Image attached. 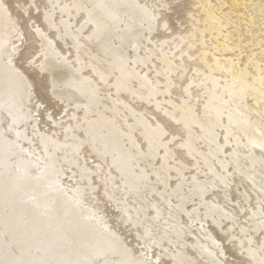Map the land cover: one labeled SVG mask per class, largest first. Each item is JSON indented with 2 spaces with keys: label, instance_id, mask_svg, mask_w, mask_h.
<instances>
[{
  "label": "rangeland",
  "instance_id": "1",
  "mask_svg": "<svg viewBox=\"0 0 264 264\" xmlns=\"http://www.w3.org/2000/svg\"><path fill=\"white\" fill-rule=\"evenodd\" d=\"M71 1L0 0V71L3 72L7 80H9L10 82H15L14 86L11 87L13 91L11 90L10 93L6 94L7 97L6 95L0 96V137L2 136L1 138L3 139V143L5 144L4 151L0 154V189L6 190L4 192L6 193L5 199L7 201L9 199L11 202L13 200V204L15 202V204L13 205L14 210L12 211L13 208L9 210L10 214H12V217H14L16 213L17 215L24 213L28 215L29 219L28 217L26 219V222L28 223L23 221V224H26L24 226H26L27 230L29 229L31 233L38 234L39 232H41V228H46L45 225L43 226L44 221H48L50 219L52 223V225L49 224L48 228L50 229H47L48 231L46 232V236L48 235L47 239L50 240V244H47L49 250L46 251V254L42 255L39 252L41 250L40 248L43 247L42 245L37 244L36 248H27V253H30L32 261L33 258L39 259L41 257L42 259L40 258V260L43 264H84L85 262L86 264H257L259 262V257L257 255L260 256V254L264 252V244L260 243L263 240H260L261 236L259 232H257L256 234L257 230L254 231V227L255 224H257L258 222L260 223L264 220V205L262 204L264 203V194L261 193V196H257L258 193H260L258 189L256 190L259 184L253 185L256 187H250V185L248 186L247 177H245L244 175H238L235 172V169L232 170L234 167L230 164V161L227 162V160H229L228 156L230 153V148L225 147L220 154H215V156L212 154V157L210 156L211 158L207 155V153L209 154V148L214 149L216 145L219 146L218 144H216L217 141V143L222 145L221 138H217V141H214L215 143L212 141V146L210 144L211 147H209L208 149L206 148L209 146L208 144L202 145L203 143L201 140V144H198L199 140L195 139V142L194 138L191 137V139H193L192 142L190 141V144L194 148L192 150V147H189V150H186L189 145V141H187L189 140L188 135L186 136L187 142L183 141V145L185 143H188V145L185 144L183 147V145L177 144L179 142L182 143V139L178 134H174L175 125L173 121L168 120L169 117L167 116V113L169 111L168 115L172 116V113L177 115L178 112L176 113L174 109L177 108V105L183 104V102L186 105V102L190 97L188 98L187 96H183V99L179 98L182 99L181 101L184 100L179 104L180 100L176 98L177 94L175 93L176 91L174 89V86H172L173 80L171 81V79H173V65L169 66L168 64L169 67L167 65V67L165 66L169 59L170 62L172 61V63H175L174 66H179L182 63L179 61V59H176L179 52H175L171 57H165L167 51H169L167 46H162V49L159 46L161 45V41L162 43H170L176 38V36L187 33L191 31L193 27H196L197 37L201 38L202 40L204 52H209L207 53L208 55L206 58L210 63V66L208 65V68H212L216 71L214 77L217 78L219 75L223 74L222 72H219V69L221 67L217 63L224 60L227 63L230 61L229 63L231 64V66L233 65L232 67L234 68V70H238V72H241V74L253 70L252 68L255 69L258 67L260 69H264V15L262 14L264 11H260L261 7L264 6V0H238L241 5V7L239 6L238 8H234L233 6L231 7V5L229 4L225 5L223 0H204L203 3L205 5L211 3L209 5L213 9V15H215L214 17H219L220 25L215 21V23L212 21L214 19L213 17V19L211 18V16H207V18L209 17L208 19L206 18L207 14H204L203 9H201L200 7L201 4H199V2L201 3L203 0H118L125 5L126 10H124V12L122 10L118 17L117 24L113 27V32L115 30L116 31L111 34L112 36H110V38L104 39V35L109 32L110 27L105 26L101 28L97 41L92 40V38L90 37L91 22H86L87 18H85V20L84 15L86 17L89 14L90 16L94 15L93 17L94 19H96V13H92V11H94V8L92 7L93 9L90 10L91 5L95 7L96 5L98 6L102 3L110 4V1L112 0H98V4H96V0H92L93 2L90 0H86L89 1L86 2V4L84 0H81L82 2L77 0V2L81 4L80 8L83 7L82 3H84V7L89 11L84 10L85 8L83 7L84 9H71V11L66 10V12L64 9V4H68ZM43 2H48V6L50 8L47 7L46 10L43 6ZM153 2L154 6L156 5L155 8L157 10H155L159 13V17L156 19L155 23L153 22L154 27H151V25L149 24H152L153 18L151 19V17L153 16H150L149 12V14L146 13L149 17H145L146 15H143L142 7L146 6L147 4L151 6L153 5ZM203 3L201 5L202 8L204 5ZM136 5H139L141 7H137ZM88 6H90V8ZM126 6H130L133 13ZM109 9L111 10V8ZM78 11L80 12V14L74 15L75 12L78 13ZM70 12H73V14H71ZM86 12L88 15H86ZM110 13V16H112L113 11L111 10ZM131 13L133 14V16ZM151 15L153 14L151 13ZM75 16H77V18H75ZM139 17L141 18L139 19ZM136 18L138 19L136 20ZM239 18L243 22L240 21ZM209 19L211 21H209ZM80 20L82 24H80ZM143 20H145V22ZM230 21L233 22V24ZM209 22H212L211 24H217L219 30H216L217 26L215 25L216 32H212L209 28V26L211 25ZM81 25L84 27H80ZM132 25L133 27H131ZM155 25L157 26V29H155ZM124 26H126L127 28ZM122 27H124V29ZM144 27L150 30H152L153 28V31L147 29L148 31H150V34H148V31L144 30ZM226 33L228 34L226 35ZM101 34H103V36ZM229 34H232L231 38H228L230 37ZM139 36H142V38H139ZM102 39L106 41L103 42ZM145 39L146 41H149H143ZM90 40L93 42H91ZM234 41H236L237 43L235 44ZM98 43L100 44L98 45ZM148 44H150L151 46H149ZM156 44L158 45L156 46ZM257 44L259 47L257 46ZM144 45H146L147 47ZM197 45L199 44L196 43V46ZM152 46L154 47L151 51ZM231 46H234V49ZM157 47L160 50L159 53V50L154 49ZM230 48L233 50H231ZM165 50H167L166 54H164L165 52H163ZM150 51L152 52V54H150ZM50 52L52 53L49 54ZM154 52H157L158 54H155ZM96 53L98 56H96ZM121 53H123L122 59H124V61L119 59V55H122ZM46 55L51 56L52 64L63 66L66 69V81L69 78L72 79L68 80L67 82L73 81L78 82V84L81 83L84 85L87 92L85 94L78 95V84H68L67 82H61L58 81L56 77L51 76V74L48 73L50 72L48 71L50 70L49 64L44 63ZM128 55L130 58L128 57ZM159 55L163 58H161ZM155 56L157 57V59ZM87 57L89 59L93 58L92 60H90L91 62L87 59ZM101 57L103 59L105 58V60H103ZM127 57L131 60L130 62ZM133 57L138 60H133ZM159 57L161 59H159ZM96 58L98 59V63L96 62ZM153 58H155V60ZM165 58L168 59L167 62H164L166 61ZM172 58L175 61H173ZM246 58L248 59V61ZM85 60H88V62H86ZM143 60L147 62L145 63ZM104 61H108V63H110V66ZM134 61L136 63H139V61H141V64H134ZM252 61H254L253 64H251ZM257 61L260 64H258ZM119 62L123 64H120ZM86 63H88L89 65ZM90 63H95L93 64L95 67L92 64L91 66ZM199 63L202 64L201 61H199ZM130 64H132V66ZM191 64L192 62L189 63L188 67H190ZM86 65L88 66V68H86ZM244 65L247 67H244ZM118 66H120L121 68ZM213 66L215 67V69ZM103 67L106 72L104 71ZM80 68L81 71H79ZM126 68L128 71L126 70ZM168 68L171 70L167 71ZM174 68L176 69L177 67L175 66ZM77 69L79 70L77 71ZM129 69L133 73L129 72ZM161 69H163V72ZM118 70L122 71L120 72ZM135 70L136 72H134ZM107 72L109 75L107 74ZM112 72H116L118 73V75H120V77H122L120 82H115L114 84L113 79H110V81L108 80L109 78H112L110 76L113 74ZM168 72L170 73L168 74ZM189 72L191 71L189 70ZM164 74L166 75L165 78L169 76V80L168 78L165 79L163 77ZM95 75H98L97 79ZM102 75L104 77H102ZM13 76L15 78V81L12 80ZM155 76L156 79L160 82H157ZM76 77H78L79 79ZM81 78L82 80H80ZM228 78L230 77L228 76ZM96 80H100L101 84H98L99 81L97 82ZM105 80L107 81L105 82ZM165 80L170 81L171 85L170 82H168L169 86L168 84H165V87ZM125 83L127 84V86ZM106 84H109L107 86V89L105 86ZM129 84L130 86H128ZM160 84H163L164 86L162 87V85ZM15 85H17V87ZM96 85H98V87ZM101 85H104V87H102ZM117 86L119 87L117 88ZM158 86L161 88H159ZM120 87L123 90L120 89ZM128 87H130V90L128 89ZM164 87L169 88H167V93L171 92L169 93V95L166 93ZM148 88H150V91ZM197 88L194 87L195 90ZM153 89H155L157 93ZM131 90L132 92H129ZM136 90H138V93L141 96L137 93ZM133 91H135L137 95L135 99L139 101H136L134 99L135 92ZM151 91L154 93L150 95ZM108 93L110 95H108ZM9 95L15 99L13 100L14 102L11 103V100L13 98L11 99ZM89 95H94L95 97H97V100L99 99L98 101L100 105L97 104L96 106H89ZM101 95L105 98L101 99ZM143 95H146V97H144ZM128 96L129 98L131 97L130 99L132 102V106L130 104ZM74 98H76V100H74ZM185 98H187V101ZM109 99L111 100V102L109 101ZM105 100H107L108 102ZM164 100H166V103L168 102V105L169 103L173 104V100L175 102V104H173L175 108L172 105L168 106L166 103V105L163 106L165 102ZM190 100L192 99H189V103L187 102L188 105L192 102ZM225 100H227L228 102V99ZM127 101L129 102L128 105ZM160 101L162 103H160ZM138 103L141 105H139ZM221 104L222 108L226 106L224 109H228V106L226 103H224V101ZM130 106L132 108H130ZM158 107L159 109L161 108V110L157 109ZM178 107L179 108L177 109L179 111L181 105ZM142 108L144 109L142 110ZM162 108L165 110V112L162 110ZM166 108L168 109V111H166ZM162 111L166 113V115ZM222 111L224 113L223 109ZM170 112L172 113L170 114ZM105 113H107V115ZM100 115L101 118H104L102 119L105 123L107 122V120L105 119L109 120L108 123L104 124L102 128H97L95 120H97ZM136 116L139 117L136 118ZM166 116L168 117V119ZM171 118L173 120V117ZM141 120L142 122H140ZM161 121L163 122V124ZM219 122L221 123L222 121L219 120ZM141 123L143 125H145L146 123V125L144 126L145 128L142 127L143 125ZM119 125L122 128H120ZM147 126L150 127L148 128ZM152 126L155 127L152 128ZM215 126L211 127V130L213 128L216 132H222L224 130L223 127V129H220L221 131L219 130V127L221 128L222 124L220 126H217L216 124ZM107 129L111 130L108 131ZM119 129L120 133H118ZM128 129H130V131L133 133H131ZM193 129L196 128L193 126ZM89 130L91 131L89 132ZM152 130L153 132H150ZM161 130L164 134H166L165 137L161 136ZM127 132L130 134H128ZM152 133L156 136L153 137V135H151ZM156 133H159V136ZM108 134L114 135L116 137V139L114 138L116 140L115 143L116 145L120 143L119 146L122 144L120 146L121 149H123V145H126V143L128 144L124 146V148L126 147V149H123L124 155L120 156L116 151L115 153H113L114 151L110 150V144H108L106 141L103 142L104 138H106ZM127 134L132 135L127 136ZM120 136L124 137L121 138ZM178 136L181 140L177 138L176 140L174 139V137ZM169 137L172 138L173 142ZM120 138L121 141L125 138L126 139L123 140L124 142H119ZM144 138L147 140H145ZM241 138L244 140L243 137ZM241 138H239V143L243 141ZM141 140H143L145 144L147 143L146 147L144 142ZM156 140H162L161 144L160 142H158L157 144ZM164 140L167 141V143H165ZM169 140H171L170 142L172 143H168ZM139 143H143V145L140 146ZM193 143L195 144V146ZM103 144H105L106 147H109H107L108 150H106V147L104 148ZM99 145H102L103 147L101 146V148H99ZM128 148L131 149V151ZM183 148H185V150ZM139 149L142 151H146L147 149L146 153L149 152L147 153L149 155L142 158L144 155L146 156V154H144L145 151H141L140 153ZM97 150L99 151L97 152ZM104 151H110L111 153L109 152V155L108 152ZM205 151L207 153H205ZM184 152H187V154H185ZM205 156H208L209 160L212 159L208 161L210 162L209 165L203 164V159L206 158ZM112 158H114L116 161L114 162V159ZM140 158L141 160H139ZM220 159L225 160L220 162ZM137 160L140 162L138 163ZM217 162L223 163L222 166H226L227 169L224 174L228 175L225 176L223 174V170H225L224 167H219V169H223L220 171L221 174L218 173V175H216L221 180L216 176V178L213 177L211 179L208 172L210 166L212 167L213 165H217ZM224 162L227 163V165H224ZM157 168H160L159 170H161L162 168V171L157 173ZM124 169L128 170L123 173ZM165 172L166 175L164 174ZM233 172L236 174H234ZM154 173H156V175ZM159 173L160 175L158 176L157 174ZM153 174L156 177L153 176ZM144 177H146V179H144ZM157 177L160 178L159 182ZM139 178L142 179L140 180L142 183L139 181ZM245 178L247 179V181ZM123 180H125L127 183ZM257 180L258 179L256 178L255 183H259L260 180ZM223 182H225L226 185L230 188H226L227 190L224 189L226 185H224L225 183ZM143 184H146L145 187ZM161 186L163 187V189ZM7 189L10 191H8ZM133 190L135 191L133 192ZM242 190L243 192H241ZM249 190H251L252 193L249 192ZM244 191L246 193H244ZM225 192L227 193V195L225 194ZM253 193L257 194L254 195ZM247 195L248 197H250V201L249 198L245 197ZM161 197L164 198V200ZM178 198L180 199V201ZM213 199H215L214 202ZM257 199L259 201H257ZM215 202L217 203V205H215ZM62 203L65 204V207L63 209L64 212L62 215L65 217L71 216L72 219L76 220L77 222L79 221V223H81L83 227L87 228L92 233L93 243L96 238L97 240L99 238V242L104 241L106 243V247H104V249L100 248L101 250H96L97 252H87L85 250L89 243L86 244V242L83 243L84 245L79 244L78 247L71 246V238L74 239L76 237V234H72L68 237L63 236L61 233V229L64 223H62L61 214L57 211V208L63 205ZM68 206H70L71 208ZM24 207L27 209H25ZM216 207L217 210H222L220 211L221 213L219 212V210H216L217 212L215 211ZM16 208L18 210L20 208L21 209L19 210V212H16ZM209 208H211L212 210H209ZM255 209H257V212L253 211ZM60 210L61 209H59V211ZM208 211H210L211 213ZM44 213L45 216H43ZM46 214H49L50 216ZM211 214H217V216L218 214H220V220H217L219 219V217H215L213 215L211 217ZM258 217H261L260 220ZM51 218H53V220ZM249 219L251 221L253 220L250 224ZM4 220L5 217L2 216L0 218V242L6 244L7 248L5 249L6 251L0 254V259H5L8 257L21 259L16 249H14V247H11L9 244V239L14 238L16 234H14V232H10L11 230H9V224L3 223L2 221ZM257 220L259 221L257 222ZM246 224H249L250 226H247ZM230 225L233 227H231ZM246 226L249 229L253 228V231L250 230L249 232V230H246ZM240 228H243L244 231L242 229L240 230ZM237 230L242 232V234L237 232ZM247 231L249 232V235H247ZM1 232L3 233L1 234ZM251 232L253 236H251ZM7 234L9 237H7ZM249 237L250 239H246ZM56 239L58 242H56V245H54ZM243 241L244 244L241 243ZM247 242L253 243L248 244ZM63 243L65 246L63 245ZM242 244L243 247L241 246ZM253 244H256L259 247H254ZM245 245L246 247H248L249 251L248 249L246 250ZM240 246L244 249H242ZM252 246L255 249H253ZM49 247L51 248V250ZM76 247L78 249H76ZM33 249L36 251H34ZM43 249L45 248L43 247L42 250ZM60 249L61 251H59ZM66 249L69 250L68 253L71 254L70 257L69 254L67 255ZM240 249H242L243 252ZM251 249H253L254 251ZM256 249L258 251H262L258 252ZM14 250L18 254L17 256L15 255L16 253ZM62 250H64V252L66 251V253L62 252ZM244 250L248 252H250L251 250L253 252L246 253ZM70 251L72 252L70 253ZM58 252L59 255H57ZM254 252L257 253H255L254 255ZM20 254L22 257V255L25 253L21 252ZM251 255L252 259L249 258ZM212 256H215L214 259L219 263L216 262L212 258ZM255 256L256 258L258 257L257 260ZM75 257H78L79 259ZM194 259L195 261H193Z\"/></svg>",
  "mask_w": 264,
  "mask_h": 264
},
{
  "label": "bare ground",
  "instance_id": "2",
  "mask_svg": "<svg viewBox=\"0 0 264 264\" xmlns=\"http://www.w3.org/2000/svg\"><path fill=\"white\" fill-rule=\"evenodd\" d=\"M71 1V0H70ZM79 1H81V0H79ZM85 1V4H86V2H89V1H86V0H84ZM90 1H92V0H90ZM97 1V3L96 4H98L99 2H98V0H96ZM106 1V0H105ZM122 1V0H121ZM128 1V0H127ZM148 1V0H147ZM153 1V0H152ZM206 1H208V0H206ZM224 1V3H225V5L227 4H229V5H231V7L233 6L234 8H238L239 6L241 7V5H240V3H239V1L238 0H223ZM82 2V1H81ZM93 2V1H92ZM92 2H90V3H92ZM141 2H143V1H141ZM150 2V1H149ZM157 2V1H156ZM199 2V1H198ZM204 2V0L200 3L199 2V4H201L202 5V3ZM210 2V1H209ZM217 2V1H216ZM241 2V1H240ZM102 3V2H101ZM106 3V2H105ZM133 3V2H132ZM147 3V2H146ZM206 3V2H205ZM219 3H221V2H219ZM84 3H82V6L84 7L85 6V4L83 5ZM88 4V3H87ZM96 4H94V5H96ZM134 4H136V3H134ZM156 4V3H155ZM198 4V3H197ZM204 4V3H203ZM209 4H211V3H209ZM203 5V8H202V6L200 5V7H201V9H203V11H204V14L206 15V18H207V16H211V18L213 19L212 21L214 22H216V23H218L219 24V22H220V20H219V17H214L215 15H213V9L211 8V6L210 5ZM49 5V3L48 2H43V6H44V8L46 9L47 7H49L48 6ZM65 6H64V9H65V11L66 10H70L71 11V9H79L80 8V5L81 4H79L78 2H77V0H73V1H71V2H69L68 4H64ZM89 5V4H88ZM144 5V4H143ZM243 5V4H242ZM137 6V5H136ZM139 6V5H138ZM137 6V7H138ZM62 7V6H61ZM83 7H81V8H83ZM89 8H90V6H88ZM94 9H93V8ZM127 7V6H126ZM130 7V6H129ZM129 7H127L128 9H130L131 10V12H132V9H131V7L129 8ZM139 7H141V6H139ZM156 7V5L154 6V2H153V5H146V6H143L142 7V12H143V15L145 14L146 16L145 17H149V16H147L148 14H149V12H150V16H153V17H151V19L153 20L152 21V24H149V25H151V27H154V23L156 22V19L159 17V13L156 11L157 9L155 8ZM261 7V6H260ZM50 8V7H49ZM63 8V7H62ZM80 8V9H81ZM85 8V7H84ZM83 8V9H84ZM109 8H111V10L113 11V15L112 16H110V9ZM61 9V8H60ZM91 9H93L94 11H92V13L93 12H95L96 14H95V17H96V19H94V15L93 16H90V14L88 15L87 14V12H86V15H88L87 17L84 15V19L85 18H87V20H86V22L87 21H89V22H91V28H90V37L92 38V40H98V36H99V32L101 31L100 29L101 28H103V27H105V26H109L110 27V29H109V32H107L105 35H104V39H108V38H110V36H112L111 34L112 33H114L113 32V27L117 24V22H118V17H119V15H120V13L122 12V10H123V12H124V10H126V8H125V5L124 4H122L120 1H118V0H112V1H110V4H99L98 6L96 5L95 7L93 6V5H91V8H90V10ZM141 9V8H140ZM156 9V10H155ZM47 10V9H46ZM84 10H87L86 8L84 9ZM155 10V11H154ZM261 10H263L264 11V6H262L261 7V9H260V11ZM87 11H89V10H87ZM138 11V10H137ZM215 11V10H214ZM67 12V11H66ZM126 12V11H125ZM128 12H130V11H128ZM141 12V11H140ZM139 12V13H140ZM47 13V12H46ZM71 14H73V12H70ZM81 13H82V11H81ZM90 13V12H89ZM133 13V12H132ZM131 13V14H132ZM146 13H148V14H146ZM151 13L153 14V15H151ZM222 13V12H221ZM70 14V15H71ZM80 14V12L78 11V13H76L75 12V14L74 15H79ZM263 15H264V12L262 13ZM261 14V15H262ZM66 15V14H65ZM126 15H128V14H126ZM125 15V16H126ZM141 15V14H140ZM69 16V15H68ZM130 16V15H129ZM132 16H133V14H132ZM228 16V15H227ZM260 16V15H259ZM71 17V16H70ZM143 17V16H142ZM224 17V16H223ZM229 17V16H228ZM46 18V17H45ZM61 18V17H60ZM73 18H74V16H73ZM75 18H77V16H75ZM141 17H139V19H140ZM209 18V17H208ZM207 18V19H208ZM243 18V17H242ZM83 19V20H84ZM126 19V18H125ZM131 19V18H130ZM138 18H136V20H137ZM240 19V18H239ZM45 20V19H44ZM66 20V19H65ZM74 20H76V19H74ZM73 20V21H74ZM84 20V21H85ZM135 20V21H136ZM150 20V19H149ZM229 20V19H228ZM262 20V19H261ZM6 21V20H5ZM64 21V20H63ZM123 21V20H122ZM144 22H145V20H143ZM208 21V20H207ZM209 21H211L210 19H209ZM240 21H242L241 19H240ZM252 21H253V19H252ZM251 21V22H252ZM125 22V21H124ZM131 22V21H130ZM139 22V21H138ZM140 22H141V20H140ZM139 22V23H140ZM151 22V21H150ZM149 22V23H150ZM154 22V23H153ZM214 22V23H215ZM231 22V21H230ZM229 22V23H230ZM243 22V21H242ZM44 23V22H43ZM210 23V22H209ZM212 23V22H211ZM210 23V24H211ZM232 24H233V22H231ZM235 23V22H234ZM237 23V22H236ZM80 24H82V22H81V20H80ZM87 24V23H86ZM85 24V25H86ZM130 24V23H129ZM132 24V23H131ZM136 24V23H135ZM143 24V23H142ZM144 24H146V23H144ZM164 24V23H163ZM140 25V24H139ZM153 25V26H152ZM212 25V26H211ZM210 26H209V28L211 29V31L212 32H216V30L218 29L219 30V27L217 26V24H211ZM213 25H214V27H213ZM215 25L217 26V28H216V30H215ZM220 25V24H219ZM226 25V24H225ZM253 25V24H252ZM120 26H122V25H120ZM129 26V25H128ZM136 26V25H135ZM161 26H163V25H161ZM80 27H84V26H80ZM124 27H126V26H124ZM124 27H122L123 29H124ZM131 27H133V25L131 26ZM149 27V26H148ZM157 26L155 25V29H157L156 28ZM127 28V27H126ZM125 28V29H126ZM145 28V27H144ZM150 28V27H149ZM160 28H162V27H160ZM221 28V27H220ZM106 29H108V28H106ZM137 29V28H136ZM148 29V28H147ZM146 28L144 29V30H147ZM151 29V28H150ZM150 29H148V30H150ZM209 29V30H210ZM226 29V28H225ZM105 30V29H104ZM131 30H133V29H131ZM141 30H143V29H141ZM147 30V31H148ZM165 30V29H164ZM222 30H223V28H222ZM235 30V29H234ZM252 30V29H251ZM256 30H257V28H256ZM84 31V30H83ZM106 31V30H105ZM105 31H104V33H105ZM150 31H153V28H152V30H150ZM150 31H148V34H150ZM236 31H238V30H236ZM235 31V32H236ZM103 32V31H102ZM142 32H144V31H142ZM141 32V33H142ZM155 32V31H154ZM103 33V34H104ZM156 33V32H155ZM230 33H232V32H230ZM248 33V32H247ZM103 34H101L102 36H103ZM125 34V33H124ZM131 34V33H130ZM147 34V33H146ZM228 33H226V35H227ZM101 35H100V37H101ZM114 35V34H113ZM143 35H144V33H143ZM221 35V34H220ZM225 35V36H226ZM232 35V34H231ZM231 35L229 34V36L230 37H228V38H231ZM239 35V34H238ZM257 35V34H256ZM135 36H137V35H135ZM224 36V37H225ZM130 37V36H129ZM133 37V36H132ZM144 37V36H143ZM147 37V36H146ZM148 37H149V35H148ZM175 37V36H174ZM134 38H136V37H134ZM139 38H142V36L140 37L139 36ZM255 38V37H254ZM264 38V37H263ZM71 39H73V38H71ZM144 39V38H143ZM147 39V38H146ZM146 39L145 40H143V41H146ZM253 39V38H252ZM252 39H250V40H252ZM76 40V39H75ZM103 40V39H102ZM102 40H101V42H102ZM110 40V39H109ZM127 40H129V39H127ZM166 40V39H165ZM231 40H234V39H231ZM91 41V40H90ZM99 41H100V39H99ZM106 40H103V42H105ZM113 41V40H112ZM149 40H147L146 42H148ZM168 41V40H167ZM171 41V40H170ZM240 41V40H239ZM259 41H261V40H259ZM91 42H93V41H91ZM235 42V44L237 43L236 41H234ZM97 43V42H96ZM142 43V42H141ZM196 43L197 44H199V45H197L196 46ZM247 43V42H246ZM250 43V42H249ZM77 44V43H76ZM95 44V43H94ZM100 43H98V45H99ZM145 44V43H144ZM154 44V43H153ZM152 44V45H153ZM253 44V43H252ZM96 45V44H95ZM97 45V46H98ZM149 46H151L150 44H148ZM158 44H156V46H157ZM103 46V45H102ZM144 46H146V45H144ZM143 46V47H144ZM155 46V45H154ZM154 46H152L151 47V51L153 50V47ZM164 47V46H167V48H168V50L169 51H167V50H165V51H163V52H165L164 54H166V51H167V54L165 55V57H171L172 55H174V53L175 52H179V56L177 55V58L176 59H179V61L180 62H182L180 65H179V63H178V65L179 66H177V65H175L177 68L175 69L174 67V62L172 63V61L170 62V59H169V61H168V59L167 58H165L166 59V61H164V62H167L166 64H165V66L167 65L168 66V64H169V66L170 65H173V70L174 71H172L173 73H172V75H173V79H171V81L173 80V84H172V86H174V89H175V93L177 94V96H176V98L177 99H179V98H182L183 99V96L184 97H190L189 99H192V100H190V101H192L189 105L187 104V102L189 101V99H188V101H187V98H185L186 99V105H185V103L183 102V101H181L182 99H179L180 100V102H179V104L180 103H182L183 102V104H180L181 105V107H180V109H179V111H178V109L177 108H179L178 106H180V105H177V108H175L174 107V105L173 104H175V102L172 100V102H173V104H170L169 103V105H172L174 108V110L176 111V113H177V115L176 114H173L172 112H170V114L172 113V116H170V115H168V113H169V111H168V109L166 108V111H168V113H167V116L169 117V119H168V117H167V119L169 120V121H173L174 122V127H175V129H174V134L176 135V134H178L180 137H181V139H180V137L178 138V137H174V139L176 140V138L177 139H179V140H181L182 141V143H177V144H180V145H183V141H186L187 140V135H188V139L189 140H187V141H189V145H188V143H185V144H187L188 145V147L186 148V146H185V148H186V150H189L188 148L189 147H192V150H193V146L190 144V141L192 142V139L194 138V140L196 139H198L199 140V142H200V140L202 141V145H204V144H208L209 146L208 147H206L207 149L209 148V147H211L212 146V141L214 142V141H217L216 139L218 138H221L222 139V145L221 144H219V143H217L216 142V144H218L219 146H217L216 145V147L214 148V149H208V152H209V154L205 151V153H207V155L210 157L212 154L215 156V154H220L223 150H224V148L225 147H228V148H230V153H229V160H227V162H229L230 161V164L234 167L232 170H234L235 169V172L238 174V175H244L245 177H247V179H248V186L250 185V187L251 186H253V185H256V184H259V186H257L258 188H256V190L258 189V191L260 192V193H258V195L257 196H259L261 193H263L264 194V69L262 68V69H260V68H258L257 66V68H252L253 70H251V71H249V72H244V73H242L241 74V72L239 73L238 72V70L236 71V70H234V68L231 66V64L229 63L230 61H229V59H228V57H227V59H228V63L227 62H225V60L224 61H221V62H218L217 64L221 67L219 70V72H222L223 74L222 75H219L217 78L216 77H214L215 75V70H213L212 68H208V65L210 64L209 63V61H208V59H206L207 58V53H209V52H207V51H205L204 52V47L202 46V40H201V38H199V37H197V30H196V27H193L192 28V30L191 31H189V32H187V33H184V34H181V35H178V36H176V38L174 39V40H172V42H170V43H162V41H161V45L159 46L160 48L161 47ZM226 46V45H225ZM255 46V45H254ZM257 46H258V44H257ZM79 47V46H78ZM77 47V48H78ZM92 47V46H91ZM101 47V46H100ZM147 47V46H146ZM145 47V48H146ZM232 47V46H231ZM234 47V46H233ZM232 47V48H233ZM236 47H238V46H236ZM246 47V46H245ZM256 47V46H255ZM254 47V48H255ZM259 47V46H258ZM73 49H74V47H73ZM154 49H157V50H159L158 49V47L157 48H154ZM162 49V48H161ZM223 49V48H222ZM231 49V48H230ZM234 49V48H233ZM233 49H231V50H233ZM242 49H243V47H242ZM252 49V48H251ZM80 50V49H79ZM132 50V49H131ZM150 50V49H149ZM235 50H236V48H235ZM246 50V49H245ZM150 51V52H151ZM247 51V50H246ZM76 52H77V50H76ZM80 52V51H79ZM78 52V53H79ZM124 52V51H123ZM129 52V51H128ZM160 52V50L158 51V53ZM224 52V51H223ZM230 52H232V51H230ZM52 52H50L49 54H51ZM155 54H158L157 52H154ZM264 53V52H263ZM48 54V53H47ZM99 54V53H98ZM122 55L120 56L119 55V59H121L122 61H124V59H122L123 58V53H121ZM150 54H152V52L150 53ZM154 54V55H155ZM163 54V55H164ZM252 54V53H251ZM254 54V53H253ZM84 55V54H83ZM92 55V54H91ZM102 55V54H101ZM116 55V54H115ZM142 55V54H141ZM161 55V54H160ZM159 55V56H160ZM162 55V56H163ZM210 55V54H209ZM96 56H98L97 55V53H96ZM126 56V55H125ZM147 56H150V55H147ZM153 56V55H152ZM151 56V57H152ZM251 56H253V55H251ZM94 57V56H93ZM100 57V56H99ZM128 57H129V55H128ZM127 57V58H128ZM137 57V56H136ZM140 57V56H139ZM154 57V56H153ZM156 57V56H155ZM161 57V56H160ZM159 57V59H161V58H163V57H161L160 58ZM179 57V58H178ZM242 57V56H241ZM262 57V56H261ZM83 58V57H82ZM98 58V57H97ZM96 58V62H97V59ZM102 58V57H101ZM101 58H100V60H101ZM130 58V57H129ZM128 58V60H129V62L131 61L130 59ZM131 58H132V56H131ZM141 58V57H140ZM146 58V57H145ZM144 58V59H145ZM174 58V57H173ZM172 58V59H173ZM87 59L90 61V60H92V59H89L88 57H87ZM103 59V58H102ZM107 59V58H106ZM135 59V57H133V60ZM149 59V58H148ZM147 59V60H148ZM151 59V58H150ZM154 60H155V58H153ZM156 59H157V57H156ZM171 59V60H172ZM175 59V58H174ZM173 59V61H175ZM213 59V58H212ZM226 59V60H227ZM245 59V58H244ZM247 59V58H246ZM88 60L86 61V62H88ZM99 60V61H100ZM103 60H105V58L103 59ZM116 60H117V58H116ZM120 60V61H121ZM127 60V59H126ZM136 60H138V59H135V61ZM164 60V59H163ZM230 60H231V58H230ZM115 61V60H114ZM134 61V62H135ZM144 61V60H143ZM159 61V60H158ZM158 61H156V62H158ZM162 61V60H161ZM199 61H201L202 62V64H200L199 63ZM247 61H248V59H247ZM77 62H79V61H77ZM91 62V61H90ZM104 62H106V61H104ZM116 62V61H115ZM129 62H127V63H129ZM141 61H139V63H140ZM145 62V61H144ZM147 62V61H146ZM145 62V63H146ZM149 62V61H148ZM163 62V61H162ZM163 62V63H164ZM172 63V64H170V63ZM190 62H192V64H191V66L190 67H188V65H189V63ZM237 62H239V61H237ZM243 62V61H242ZM242 62H240V63H242ZM253 62L254 61H252V63L251 64H253ZM44 63H46V64H49V67H50V70H48V71H50V72H48V73H50L51 74V76H54V77H56L57 79H58V81H61V82H67L68 80H72V79H70L68 76V80L66 81V76H65V73H66V69L63 67V66H57V65H54V64H52V59H51V56H48V55H46V59H45V62ZM82 63H83V61H82ZM98 63V62H97ZM106 63H108V61L106 62ZM120 63V62H119ZM118 63V64H119ZM138 62L136 63H134V64H139ZM213 63V62H212ZM236 63V62H235ZM256 63V62H255ZM257 63H258V61H257ZM256 63V64H257ZM58 64V63H57ZM86 64H88V63H86ZM93 65V64H95V63H90V65ZM103 64V63H102ZM110 63H108V65H109ZM115 64V63H114ZM118 64H116V65H118ZM120 64H123V63H120ZM133 64V63H132ZM132 64H130L131 66H132ZM141 64V63H140ZM139 64V65H140ZM247 64V63H246ZM250 64V63H249ZM258 64H260V63H258ZM89 65V64H88ZM91 65V66H92ZM105 65V64H104ZM124 65H125V63H124ZM128 65V64H127ZM138 65V66H139ZM153 65V64H152ZM151 65V66H152ZM45 66H47V65H45ZM65 66V65H64ZM67 66V65H66ZM77 66V65H76ZM87 66V65H86ZM94 66V65H93ZM110 66V65H109ZM123 66V65H122ZM135 66H137V65H135ZM142 66H143V64H142ZM150 66V65H149ZM166 66V67H167ZM168 66V67H169ZM210 66V65H209ZM251 66V65H250ZM249 66V67H250ZM260 66V65H259ZM44 67V66H43ZM79 67V66H78ZM95 67V66H94ZM97 67H98V65H97ZM102 67V66H101ZM118 67H120V66H118ZM129 67V66H128ZM214 67V66H213ZM244 67H247V66H245L244 65ZM262 67V66H261ZM263 67H264V65H263ZM4 68V67H3ZM86 68H88V66L86 67ZM121 68V67H120ZM123 68V67H122ZM133 68H134V66H133ZM48 69V68H47ZM74 69V68H73ZM76 69V68H75ZM83 69V68H82ZM85 69V68H84ZM103 69H104V67H103ZM111 69V68H110ZM113 69V68H112ZM135 69H136V67H135ZM214 69H215V67H214ZM79 69H77V71H78ZM88 70V69H87ZM90 70V69H89ZM107 70V69H106ZM126 70H127V68H126ZM130 70V69H129ZM162 70V72H163V69H161ZM169 70H171V69H169L168 68V70L167 71H169ZM189 70L191 71V72H189ZM218 70V69H217ZM79 71H81V68H80V70ZM104 71H105V69H104ZM118 71H120V70H118ZM122 71V70H121ZM120 71V72H121ZM128 71V70H127ZM157 71V70H156ZM244 71H246V70H244ZM101 72V71H100ZM106 72V71H105ZM129 72H131V70L129 71ZM134 72H136V70L134 71ZM161 72V73H162ZM243 72V71H242ZM71 73V72H70ZM94 73V72H93ZM113 73V72H112ZM124 73H125V71H124ZM123 73V74H124ZM131 73H133V72H131ZM130 73V74H131ZM170 72H168V74H169ZM96 74V73H95ZM101 74V73H100ZM107 74H108V72H107ZM129 74V73H128ZM139 74V73H138ZM158 74H160V73H158ZM163 74V73H162ZM167 74V75H168ZM7 75V74H6ZM67 75V74H66ZM81 75V74H80ZM79 75V76H80ZM99 75V74H98ZM97 75V76H98ZM106 75V74H105ZM109 75V74H108ZM108 75H107V77H108ZM140 75V74H139ZM49 76V75H48ZM71 76V75H70ZM77 76V75H76ZM78 76V77H79ZM96 76V75H95ZM97 76H96V79H97ZM112 78H109L108 80L110 81V79H113L114 80V84H115V82H120L121 81V79H122V77H120V75H118V73H113L112 75H110ZM109 76V77H110ZM126 76V75H125ZM136 76H138V75H136ZM160 76H162V75H160ZM165 74H164V78H165ZM228 76L230 77V78H228ZM74 77V76H73ZM78 77H76V78H78ZM86 77H88V76H86ZM102 77H104L103 75H102ZM127 78V77H126ZM140 78V77H139ZM154 78V77H153ZM153 78H152V80H153ZM160 78H162V77H160ZM159 78V79H160ZM163 78V79H164ZM168 78V80H169V76H167L165 79H167ZM15 78H14V76H13V79L12 80H14ZM49 79H50V77H49ZM79 79V78H78ZM93 79V78H92ZM92 79H90V80H92ZM128 79V78H127ZM134 79V78H133ZM155 79H156V76H155ZM80 80H82V78L80 79ZM80 80H79V82H80ZM85 80V79H84ZM90 80H89V82H90ZM139 80V79H138ZM151 80V81H152ZM157 80V79H156ZM155 80V81H156ZM6 81H9V80H7L6 79V77H5V75L3 74V72L2 71H0V96H2V95H6V94H8V93H10L11 92V87L12 86H14V83L15 82H6ZM15 81V80H14ZM50 81V80H49ZM55 81V80H54ZM75 81V80H74ZM76 81H78V80H76ZM97 82H98V84H101L100 83V80H96ZM107 80H105V82H106ZM125 81V80H124ZM129 81H130V78H129ZM143 81H144V79H143ZM166 81L167 80H165V83H164V85L166 84H168V82H170V81H167V83H166ZM53 82V81H52ZM56 82V81H55ZM88 82V81H87ZM92 82H94V81H92ZM113 82V81H112ZM126 82V81H125ZM154 82V81H153ZM153 82H151V83H153ZM157 82H160V81H158L157 80ZM68 84H71V83H74V84H78V82H73V81H70V82H67ZM85 83V82H84ZM108 83V82H107ZM122 83V82H121ZM124 83V82H123ZM133 83V82H132ZM94 84H96V83H94ZM126 84V83H125ZM131 84V83H130ZM130 84L128 85V86H130ZM159 84V83H158ZM109 85V84H108ZM107 84L105 85L106 86V89L108 88L107 86H108ZM113 85V84H112ZM120 85V84H119ZM133 85V84H132ZM131 85V86H132ZM148 85V84H147ZM154 85V84H153ZM160 85H162V87L164 86L163 84H160ZM159 85V86H160ZM166 85H165V87H166ZM170 85H171V82H170ZM197 85V86H196ZM16 87H17V85H15ZM56 86H58V85H56ZM63 86V85H62ZM85 86H86V84H85ZM97 87H98V85H96ZM102 86V85H101ZM126 86H127V84H126ZM158 86V87H159ZM168 86H169V84H168ZM73 87V86H72ZM92 87V86H91ZM102 87H104V85L102 86ZM101 87V88H102ZM114 87V86H113ZM119 86H117V88H118ZM123 87V86H122ZM124 87H125V85H124ZM123 87V88H124ZM140 87V86H139ZM149 87H151V86H149ZM164 87V89H165V91H166V93H167V88H165ZM194 87L195 88H197L196 90L194 89ZM100 88V87H99ZM137 88V87H136ZM151 88H153V87H151ZM159 88H161V87H159ZM172 88V87H171ZM170 88V89H171ZM14 89V88H13ZM66 89H67V86H66ZM78 95H82V94H85L86 92H87V90L85 89V87H84V85L83 84H78ZM104 89V88H103ZM114 89V88H113ZM120 89H122L121 87H120ZM128 89L130 90V87H128ZM135 89V88H134ZM149 89V91H150V88H148ZM155 89H156V87H155ZM155 89H153L155 92H156V90ZM163 89V88H162ZM169 89V88H168ZM17 90V89H16ZM61 90H63V89H61ZM118 90V89H117ZM123 90V89H122ZM161 90V89H160ZM159 90V91H160ZM173 90V89H172ZM13 91V90H12ZM96 91V90H95ZM98 91H99V89H98ZM100 91H101V89H100ZM125 91V90H124ZM137 91V93H138V90H136ZM158 91V92H159ZM170 91V90H169ZM59 92H60V89H59ZM75 92V91H74ZM114 92V91H113ZM126 92V91H125ZM129 92H132V90L131 91H129ZM133 92H135V91H133ZM143 92H145V91H143ZM142 92V93H143ZM148 92V91H147ZM65 93V92H64ZM63 93V94H64ZM105 93H106V91H105ZM141 93V92H140ZM149 93V92H148ZM152 93H154V92H150V95L152 94ZM157 93V92H156ZM169 93H171V92H169ZM169 93H167L168 95H169ZM100 94V93H99ZM117 94V93H116ZM126 94V93H125ZM129 94V93H128ZM127 94V95H128ZM139 94V93H138ZM144 94H146V93H144ZM163 94H164V92H163ZM19 95V94H18ZM108 95H110L109 93H108ZM134 95V94H133ZM132 95V96H133ZM140 95V94H139ZM148 95V94H147ZM154 95V94H153ZM10 96V95H9ZM90 96V95H89ZM99 96V95H98ZM102 96V95H101ZM130 96V95H129ZM129 96H128V98H129ZM141 96V95H140ZM139 96V97H140ZM144 96V95H143ZM171 96V95H170ZM169 96V97H170ZM6 97H7V95H6ZM11 97V96H10ZM110 97V96H109ZM135 97H137V95H136V92H135V95H134V99H135ZM144 97H146V95L144 96ZM168 97V96H167ZM173 97V96H172ZM175 97V96H174ZM13 97H11V99H12ZM102 98H105V97H101V99ZM111 98V97H110ZM127 98V99H128ZM131 98V97H130ZM129 98V100H130V104L132 103L131 102V99ZM140 98H142V97H140ZM155 98V97H154ZM0 99H1V97H0ZM80 99V98H79ZM139 99V98H138ZM143 99V98H142ZM146 99V98H145ZM169 99V98H168ZM168 99H167V101H168ZM174 99V98H173ZM225 99H228V102H227V100H225ZM10 100V99H9ZM13 100H15L14 98L11 100V103L12 102H14ZM74 100H76V98H74ZM99 100V99H98ZM97 100V97H95L94 95H91L90 96V98H89V101H88V105L89 106H96L97 104L98 105H100L99 104V101ZM120 100H122V99H120ZM136 101H139V100H137V99H135ZM141 100V99H140ZM155 100V99H154ZM105 101H107V100H105ZM109 101L111 102V100L109 99ZM134 101V100H133ZM153 101V100H152ZM165 102H164V104H163V106L164 105H166L167 103H166V100H164ZM223 101H224V103H226L227 104V106H228V109H224V108H222L221 106H222V104L221 103H223ZM108 102V101H107ZM135 102V101H134ZM133 102V103H134ZM162 102H163V100H162ZM161 101H160V103H162ZM170 102V101H169ZM84 103V102H83ZM100 103H103V102H100ZM106 103V102H105ZM128 101H127V105H128ZM166 103V104H165ZM189 103V102H188ZM109 104V103H108ZM107 104V105H108ZM135 104V103H134ZM139 104V103H138ZM139 105H141V104H139ZM138 105V106H139ZM157 105V104H156ZM162 105V104H161ZM168 105V104H167ZM168 105V106H169ZM183 105V106H182ZM12 106V105H11ZM131 106H132V104H131ZM130 106V108H132ZM136 106H137V104H136ZM224 106V105H223ZM103 107V106H102ZM128 107V106H127ZM157 107V106H156ZM162 107V106H161ZM105 108V107H104ZM107 108H109V107H107ZM146 108V107H145ZM144 108H142V110H143ZM157 109H159V107L157 108ZM172 109V108H171ZM222 109L224 110V113H223V111H222ZM16 110V109H15ZM82 110H84V109H82ZM101 110V109H100ZM99 110V111H100ZM156 110V109H155ZM159 110H161V108L159 109ZM162 110L165 112V110L162 108ZM226 110V111H225ZM14 111V110H13ZM112 111V110H111ZM140 111V110H139ZM138 111V112H139ZM162 111V112H163ZM86 112V111H85ZM93 112V111H92ZM110 112V111H109ZM161 112V113H162ZM163 112V113H164ZM90 113V112H89ZM98 113V112H97ZM115 113V112H114ZM175 113V112H174ZM88 114V113H87ZM93 114V113H92ZM99 114V113H98ZM106 115H107V113H105ZM112 114V113H111ZM127 114V113H126ZM142 114V113H141ZM165 115H166V113H164ZM164 115V116H165ZM175 115V116H174ZM99 116V115H98ZM109 116H111V115H109ZM126 116V115H125ZM128 116V115H127ZM108 117V116H107ZM106 117V118H107ZM137 117H139V116H136V118ZM141 117V116H140ZM171 117H173V120H172V118ZM194 119H192V118ZM92 118V117H91ZM95 118V117H94ZM93 118V119H94ZM103 118V117H102ZM101 118V115H100V117H98L97 118V120H95L96 121V126H97V128H102L103 126H104V124H106V123H108V120L109 119H105V120H107V122L105 123L104 122V118L102 119ZM171 118V119H170ZM139 120V119H138ZM219 120H221L222 122L220 123L219 122ZM111 121V120H110ZM94 122V121H93ZM120 122H121V120H120ZM132 122V121H131ZM136 122H138V121H136ZM140 122H142V120L140 121ZM162 122V121H161ZM151 123V122H150ZM172 123V122H171ZM89 124H91V123H89ZM119 124V123H118ZM121 124V123H120ZM133 124V123H132ZM137 124V123H136ZM135 124V125H136ZM142 124V123H141ZM140 124V125H141ZM143 124H144V122H143ZM142 124V125H143ZM155 124V123H154ZM153 124V125H154ZM160 124V123H159ZM162 124H163V122H162ZM161 124V125H162ZM217 124V126H220L221 124H222V126H221V128L219 127V130L220 129H223L224 128V130L222 131V132H216L215 130H214V128L211 130V127H213V126H215ZM218 124H220V125H218ZM107 125H109V124H107ZM111 125V124H110ZM116 125V124H115ZM115 125H113V126H115ZM123 125V124H122ZM145 125H146V123H145ZM145 125H143L142 127H144ZM148 125V124H147ZM151 125V124H150ZM156 125V124H155ZM118 126V125H117ZM124 126V125H123ZM131 126V125H130ZM139 126V125H138ZM193 126L196 128V129H193ZM89 127V126H88ZM119 127L120 128H122L120 125H119ZM118 127V128H119ZM125 127V126H124ZM133 127V126H132ZM148 127V126H147ZM150 127V126H149ZM148 127V128H149ZM153 127H155V126H152V128ZM157 127V126H156ZM216 127V126H215ZM223 127V128H222ZM96 128V127H95ZM107 128V127H106ZM105 128V129H106ZM111 128V127H110ZM117 128V129H118ZM131 128V127H130ZM145 128V127H144ZM113 129V128H112ZM116 129V128H115ZM137 129V128H136ZM138 129H140V128H138ZM142 129V128H141ZM217 129V128H216ZM108 131L109 130H111V129H107ZM129 131H130V129H128ZM127 130V131H128ZM145 130H147V129H145ZM158 130H160V129H158ZM214 130V131H213ZM91 130H89V132H90ZM97 131V130H96ZM95 131V132H96ZM114 131V130H113ZM121 131H122V129H121ZM162 131V130H161ZM221 131V130H220ZM92 132H94V131H92ZM98 132V131H97ZM115 132V131H114ZM117 132V131H116ZM124 132V131H123ZM131 132V131H130ZM150 132H153V130L152 131H150ZM108 133V132H107ZM118 133H120V129H119V132ZM126 133V132H125ZM128 133V132H127ZM131 133H133V132H131ZM148 133H149V130H148ZM94 134V133H93ZM96 134V133H95ZM98 134V133H97ZM102 134H104V133H102ZM114 134V133H113ZM117 134V133H116ZM123 134V133H122ZM128 134H130V133H128ZM127 134V136H131V135H128ZM157 135L159 134V133H156ZM162 134H164L163 133V131H162ZM161 134V136L163 137H165L166 136V134H164V135H162ZM1 135V134H0ZM151 135H153V137H155L156 135H154L153 133L151 134ZM98 136V135H97ZM149 136V135H148ZM159 136V135H158ZM2 137V136H1ZM0 137V154L1 153H3V151H4V146H5V144L3 143V139ZM88 137V136H87ZM119 137V136H118ZM121 137V136H120ZM122 137H124V136H122ZM121 137V138H122ZM185 137H186V139H185ZM191 137H193L192 139H191ZM241 137H243L244 138V140L241 138ZM97 138H99V137H97ZM104 138V137H103ZM103 138H101V139H103ZM116 137L114 136V135H111V134H108V136L106 137V138H104V141L103 142H107L108 144H110V150L111 151H114L113 153H115V151L116 152H118L119 154L118 155H124V153H123V149H126V147L124 148V146H126V145H128L127 143H126V145H123V149H121V145L119 146V142L121 141V138H120V140H119V144H117L116 145ZM130 138V137H129ZM171 140H172V138L171 137H169ZM184 138V139H183ZM239 138H241L240 140L242 141L241 143H239ZM126 139V138H125ZM125 139H123V140H125ZM134 139V138H133ZM145 139V138H144ZM155 139V138H154ZM161 139H164V138H161ZM191 139V140H190ZM89 140V139H88ZM115 140V141H114ZM121 141V142H124V141ZM128 140V139H127ZM145 140H147V139H145ZM168 140V139H167ZM171 140H169V142L168 143H172L173 142V140H172V142H170ZM174 140V141H175ZM196 140H195V142H196ZM118 141V140H117ZM141 141H143V140H141ZM157 141V144H158V142H160V144H161V141L159 140H156ZM165 141V140H164ZM186 141V142H187ZM92 142V141H91ZM130 142V141H129ZM128 142V143H129ZM144 142V141H143ZM153 142V141H152ZM194 142V143H195ZM198 142V144H201V142L199 143ZM107 143H106V145H107ZM165 143H167V141H165ZM164 143V144H165ZM193 143V144H194ZM215 143V142H214ZM124 144V143H123ZM140 144V143H139ZM144 144H145V142H144ZM147 144V143H146ZM146 144H145V147H146ZM153 144V143H152ZM162 144H163V142H162ZM184 144V145H185ZM210 144H211V146H210ZM141 145H143V143L142 144H140V146ZM155 145V144H154ZM184 145H183V147H184ZM8 146V145H7ZM100 146V145H99ZM102 146V145H101ZM101 146L99 147V148H101ZM103 146H104V148L106 147L105 146V144H103ZM102 146V147H103ZM148 146V145H147ZM194 146H195V144H194ZM207 146V145H206ZM108 147V146H107ZM106 147V150H108V148ZM153 147H156V146H153ZM182 147V146H181ZM199 147V146H198ZM197 147V148H198ZM214 147V146H213ZM6 148V147H5ZM185 148H183L184 150H185ZM197 148H196V151H197ZM204 148V147H203ZM129 149V148H128ZM127 149V150H128ZM141 149V148H140ZM139 149V150H140ZM145 149V148H144ZM101 150V149H100ZM102 150H103V148H102ZM127 150H124V151H127ZM130 151H131V149H129ZM138 150V151H139ZM150 150V149H149ZM148 150V151H149ZM153 150H154V148H153ZM152 150V151H153ZM158 150V149H157ZM206 150V149H205ZM99 150H97V152H98ZM141 151L142 150H140V153H141ZM145 151V150H144ZM144 151H142V152H144ZM146 151H147V149H146ZM146 151H145V153L144 154H146V156L144 155L142 158H144V157H147V155H149V154H147V153H149V152H147L146 153ZM151 151V150H150ZM190 151H191V149H190ZM195 151V152H196ZM104 152H108V151H104ZM103 152V153H104ZM110 152V151H109ZM109 152H108V154H109ZM8 153V152H7ZM100 153H101V151H100ZM111 153V152H110ZM150 153H152V152H150ZM154 153V152H153ZM185 153V152H184ZM201 153V152H200ZM5 154V153H4ZM106 154V153H105ZM134 154V153H133ZM143 154V153H142ZM159 154V153H158ZM185 154H187V152L185 153ZM184 154V155H185ZM223 154V153H222ZM110 155V154H109ZM114 155H116V154H114ZM131 155V154H130ZM153 155V154H152ZM190 155V154H189ZM192 155H193V153H192ZM204 155V154H203ZM228 155V154H227ZM227 155H226V157H227ZM138 156H139V154H138ZM206 157V158H204L203 159V164H205V165H209L210 164V162H208V161H210V160H212V159H210L209 160V157ZM223 156V155H222ZM212 157V156H211ZM210 157V158H211ZM118 158V157H117ZM182 158V157H181ZM218 158V157H217ZM112 159H114V158H112ZM126 159H128V158H126ZM124 160V159H123ZM139 160H141V158L139 159ZM152 160V159H151ZM193 160V159H192ZM216 160V159H215ZM221 160V159H220ZM225 160V159H224ZM224 160H221L220 162H222V161H224ZM109 161V160H108ZM113 161V160H112ZM116 160L114 159V162H115ZM138 161V160H137ZM4 162V161H3ZM140 161H138V163H139ZM226 162V161H225ZM224 162V165L226 164L227 165V163H225ZM197 163V162H196ZM136 164V163H135ZM147 164V163H146ZM187 164H188V162H187ZM193 164V163H192ZM216 164V163H215ZM229 164V163H228ZM221 165V166H220ZM223 165V163H218L217 162V165H213L212 167L210 166V169H209V176H210V178L212 179L213 177H217L218 179H220L217 175H218V173L219 174H221L220 173V171L223 169V168H220L219 169V167H224V169L225 170H223V174H224V172L225 171H227V169H226V166H222ZM138 166V165H137ZM139 166H140V164H139ZM230 166V165H229ZM228 166V167H229ZM232 166H231V168H232ZM134 167V166H133ZM132 167V168H133ZM149 167H151V166H149ZM192 167H193V165H192ZM198 167V166H197ZM202 167V166H201ZM124 168V167H123ZM138 168V167H137ZM194 168H195V165H194ZM145 169V168H144ZM148 169V168H147ZM150 169V168H149ZM158 170L160 169V168H157ZM169 169V168H168ZM167 169V170H168ZM183 169V168H182ZM186 169V168H185ZM184 169V170H185ZM128 169H124V171H123V173L125 172V171H127ZM134 170V169H133ZM136 170V169H135ZM153 170V169H152ZM157 170V173L158 172H160V171H162V168H161V170H159L158 171ZM183 170V171H184ZM193 170V169H192ZM144 171V170H143ZM164 171H165V169H164ZM146 172V171H145ZM156 172V171H155ZM166 172H168V171H166ZM166 172L164 173L165 175H166ZM182 172V171H181ZM207 172V173H208ZM134 173H136V172H134ZM139 173V172H138ZM149 173V172H148ZM148 173H146V174H148ZM234 173V172H233ZM236 173H234V174H236ZM141 174V173H140ZM150 174V173H149ZM155 175H156V173H154ZM153 174V176H155ZM162 174H163V172H162ZM217 174V175H216ZM133 175H135V174H133ZM158 176L160 175V173L159 174H157ZM181 175H182V173H181ZM180 175V176H181ZM225 176L226 175H228V174H224ZM6 176V175H5ZM142 176H144V175H142ZM151 176V175H150ZM162 176V175H161ZM208 176V177H209ZM235 176V175H234ZM138 177V176H137ZM147 177V176H146ZM146 177H144V179H146ZM156 177V176H155ZM215 177V178H216ZM223 177V176H222ZM240 177V176H239ZM143 178V177H142ZM149 178V177H148ZM158 178V177H157ZM162 178V177H161ZM227 178V177H226ZM226 178H224V179H226ZM230 178V177H229ZM258 179V180H260L259 181V183H255V179ZM129 179V178H128ZM223 179V180H224ZM228 179V178H227ZM231 179V178H230ZM246 179V178H245ZM247 179H246V181H247ZM130 180V179H129ZM140 180H142L141 178H139V181ZM148 180V179H147ZM146 180V181H147ZM159 180H160V178H158V182H159ZM166 180V179H165ZM210 180V179H209ZM221 180V179H220ZM257 180V181H258ZM22 181V180H21ZM123 181H125V180H123ZM138 181V182H139ZM219 181V180H218ZM232 181V180H231ZM240 181V180H239ZM245 181V180H244ZM16 182V181H15ZM126 182V181H125ZM138 182H137V184H138ZM141 182V181H140ZM145 182V181H144ZM205 182V181H204ZM222 182V181H221ZM226 182V181H225ZM225 182H223V183H225ZM24 183V182H23ZM127 183V182H126ZM125 183V184H126ZM142 183V182H141ZM147 183V182H146ZM164 183V182H163ZM162 183V184H163ZM166 183V182H165ZM229 183H232V182H229ZM255 183V184H254ZM149 184V183H148ZM160 184V183H159ZM158 184V185H159ZM11 185V184H10ZM14 185H15V183H14ZM13 185V186H14ZM132 185V184H131ZM141 185V184H140ZM144 185V184H143ZM146 185V184H145ZM145 185H144V187H145ZM224 185H226V183L224 184ZM223 185V186H224ZM230 185H232V184H230ZM246 185V184H245ZM136 186V185H135ZM142 186V185H141ZM165 186V185H164ZM167 186V185H166ZM227 186V185H226ZM225 186V188L224 189H226V188H230V187H226ZM239 186V185H238ZM4 187H5V185H4ZM9 187V186H8ZM18 187H20V186H18ZM143 187V186H142ZM162 187V186H161ZM253 187H256V186H253ZM7 188V187H6ZM11 188V187H10ZM141 188V187H140ZM154 188H155V186H154ZM145 189V188H144ZM162 189H163V187H162ZM167 189V188H166ZM165 189V190H166ZM170 189V188H169ZM201 189V188H200ZM234 189V188H233ZM238 189V188H237ZM251 189V188H250ZM255 189V188H254ZM8 190V189H7ZM12 190V189H11ZM18 190V189H17ZM138 190V189H137ZM227 190V189H226ZM230 190V189H229ZM228 190V191H229ZM235 190V189H234ZM255 190V191H256ZM4 191H6V190H3V189H0V218L2 217V216H4L5 217V220L4 221H2L3 223H7V224H9V230H11L10 232L12 233V232H14V234H16V236L14 237V238H12V239H9V244H10V246L11 247H14V249H16V251H17V253L19 254V257L21 258V259H16V258H14V257H8V258H5V259H0V264H43L42 263V261L40 260V258L39 259H34L33 258V261H32V258H31V255H30V253H27V248H36V246H37V244L38 245H42L45 249H43L42 250V248H40L41 250L39 251L40 252V254H46V251H48L49 249H48V245L47 244H50V240H48L47 239V236H46V232L50 229V228H48L49 227V224H51L52 225V223H51V220L49 219L48 221H44L43 222V226L45 225L46 226V228L45 227H43V228H41V232H39L38 234L37 233H35V234H37V235H35V234H33V233H31L30 231H29V229L27 230V227L26 226H24V225H26L25 223L23 224V221L24 222H26V219H27V217H28V215H26L25 213L24 214H18L17 215V213H16V215L14 216V217H12V214H10V212H9V210L11 209V208H13L12 209V211L14 210V207H13V205L15 204V202H14V204L12 203L13 202V200H12V202L8 199V201L5 199V196H6V193L4 192ZM8 191H10V190H8ZM135 190H133V192H134ZM140 191V190H139ZM155 191V190H154ZM163 191V190H162ZM171 191V190H170ZM228 191H226V192H228ZM233 191V190H232ZM252 191H253V189H252ZM254 191V192H255ZM257 191V192H258ZM160 192V191H159ZM164 192V191H163ZM206 192V191H205ZM223 192V191H222ZM225 192V194L227 195V193ZM241 192H243V190L241 191ZM249 192H251V190H249ZM4 193H5V195H4ZM17 193V192H16ZM146 193V192H145ZM158 193V192H157ZM244 193H246L245 191H244ZM252 193V192H251ZM13 194V193H12ZM163 194V193H162ZM169 194V193H168ZM212 194V193H211ZM254 195H256L257 193H253ZM11 195V194H10ZM134 195V194H133ZM166 195H167V193H166ZM187 195V194H186ZM202 195V194H201ZM229 195V194H228ZM246 195V194H245ZM8 196V195H7ZM189 196V195H188ZM261 196V195H260ZM16 197V196H15ZM164 197V196H163ZM181 197V196H180ZM201 197V196H200ZM245 197H247V198H249V201H250V197H248V195L247 196H245ZM162 198V197H161ZM258 198V197H257ZM264 198V197H263ZM163 200H164V198H162ZM179 199V198H178ZM256 199V198H255ZM261 199V198H260ZM167 200H169V199H167ZM184 200V199H183ZM201 200V199H200ZM214 200L215 199H213V202H214ZM217 200V199H216ZM179 201H180V199H179ZM192 201V200H191ZM202 201V200H201ZM257 201H259L258 199H257ZM164 202V201H163ZM167 202V201H166ZM261 202H262V200H261ZM180 203V202H179ZM199 203V202H198ZM57 204V203H56ZM55 204V205H56ZM63 204V203H62ZM143 204H144V202H143ZM214 204V203H213ZM263 205H264V203H262ZM20 205V204H19ZM198 205H201V204H198ZM212 205V204H211ZM215 205H217V203L215 202ZM219 205V204H218ZM258 205H259V203H258ZM261 205V204H260ZM204 206V205H203ZM214 206V205H213ZM220 206V205H219ZM19 207V206H18ZM55 207V206H54ZM64 207H65V204H63V205H61L59 208H57V211L61 214V219H62V223H64L63 224V227H62V229H61V233H62V235L63 236H70V235H72V234H76V237L73 239V238H71L72 240L70 241L71 242V246H73V247H75V246H79V244H83L84 242H86V244H88L89 243V245L87 246V248H86V250L85 251H87V252H90V251H96V250H101L100 248H102V249H104V247H106L105 246V242L103 241H101V242H99V238H98V240H97V238H96V240L94 241V243H93V240H92V238H93V236H92V233L87 229V228H85V227H83L82 225H81V223H79V221L77 222L76 220H74V219H72V217L70 216V217H65V216H63L62 214H63V209H64ZM68 207H70V206H68ZM200 207V206H199ZM215 207V206H214ZM264 207V206H263ZM22 208V207H21ZM20 208V209H21ZM25 208V207H24ZM71 208V207H70ZM180 208V207H179ZM220 208V207H219ZM253 208V207H252ZM261 208V207H260ZM17 209V208H16ZM19 209V210H20ZM25 209H27V208H25ZM45 209H46V207H45ZM55 209V208H54ZM59 209H61L60 211H59ZM213 209H215V208H213ZM258 209V208H257ZM257 209H255V210H253V211H256L257 212ZM19 210L17 209L16 210V212L18 211L19 212ZM49 210V209H48ZM56 210V209H55ZM209 210H212L211 208H209ZM217 210V207H216V209H215V211ZM219 210V209H218ZM217 210V211H218ZM23 211V210H22ZM51 211V210H50ZM73 211V210H72ZM214 211V212H215ZM216 211V212H217ZM220 211H222V210H219V212ZM260 211V210H259ZM262 211V210H261ZM208 212H210V211H208ZM207 212V213H208ZM213 212V213H214ZM218 212V213H219ZM48 213H50V212H48ZM211 213V212H210ZM209 213V214H210ZM221 213V212H220ZM223 213V212H222ZM31 214V213H30ZM65 214H67V213H65ZM205 214V213H204ZM255 214V213H254ZM36 215V214H35ZM46 215H49V214H46ZM212 215L213 214H211V217H212ZM219 215L220 214H218V216H217V214L216 215H213V216H215V217H219ZM222 215V214H221ZM252 215V214H251ZM260 215H261V213H260ZM43 216H45V213H44V215ZM50 216V215H49ZM52 216V215H51ZM73 216V215H72ZM75 216V215H74ZM157 216V215H156ZM259 216V215H258ZM36 217V216H35ZM53 217V216H52ZM55 217V216H54ZM175 217V216H174ZM178 217V216H177ZM253 217V216H252ZM255 218V217H254ZM259 218V217H258ZM261 218V217H260ZM260 218H259V220H260ZM28 219H29V217H28ZM42 219V218H41ZM52 220H53V218H51ZM151 219V218H150ZM180 219V218H179ZM178 219V220H179ZM222 219V218H221ZM252 219V218H251ZM257 219V218H256ZM36 220V219H35ZM217 220H220V217H219V219H217ZM259 220H257V222L259 221ZM262 220H263V218H262ZM213 221V220H212ZM249 224L253 221H251L250 219H249ZM255 221V220H254ZM36 222V221H35ZM34 222V223H35ZM42 222V221H41ZM151 222V221H150ZM248 222V221H247ZM256 222V221H255ZM26 223H28V222H26ZM55 223V222H54ZM36 224V223H35ZM248 224V225H249ZM253 224H254V222H253ZM253 224H251V225H253ZM33 225V224H32ZM180 225V224H179ZM238 225V224H237ZM247 225V224H246ZM247 225V226H248ZM37 226V225H36ZM62 226V225H61ZM181 226V225H180ZM231 226V225H230ZM229 226V227H230ZM247 226H246V228H247ZM250 226V225H249ZM26 227V228H25ZM228 227V226H227ZM226 227V228H227ZM231 227H233V226H231ZM251 227H254V226H251ZM4 228V227H3ZM52 228V227H51ZM54 228V227H53ZM57 228V227H56ZM55 228V229H56ZM256 228V229H255ZM33 229H35V228H33ZM48 229V230H47ZM59 229V228H58ZM239 229V228H238ZM243 230L244 231V229H245V227H244V229L243 228H240V230ZM253 229V228H252ZM251 228L249 229V228H247L246 230H249V232H250V230H252ZM39 230V229H38ZM255 230H257L256 231V234H257V232H259V234H260V236H261V238H260V240H263L264 241V220L263 221H261L260 223L258 222L257 224H255V227H254V231ZM253 231V230H252ZM34 232H35V230H34ZM52 232H53V230H52ZM51 232V233H52ZM237 232H239V233H241L242 234V232H240L239 230H237ZM236 232V233H237ZM248 231L246 232L247 233V235H249L248 233H249ZM3 232H1V234H2ZM48 233H50V232H48ZM56 233V232H55ZM59 233V232H58ZM255 234V233H254ZM255 234V235H256ZM245 235V234H244ZM59 236V235H58ZM158 236V235H157ZM251 236H253L252 235V232H251ZM257 236H259V235H257ZM7 237H9L8 236V234H7ZM13 237V236H12ZM52 237V236H51ZM50 237V238H51ZM54 237V236H53ZM57 237V236H56ZM67 237V238H68ZM256 237V236H255ZM6 238V237H5ZM60 238V237H59ZM61 238H63V237H61ZM242 238V237H241ZM254 238V237H253ZM54 239V238H53ZM65 239V238H64ZM246 239H250V237L249 238H246ZM6 240V239H5ZM52 240V239H51ZM244 240H245V238H244ZM252 240H254V239H252ZM66 241V240H65ZM247 241V240H246ZM249 241V240H248ZM260 242V243H262V244H264V242ZM56 242H58L57 241V239H56V241H55V244L54 245H56ZM250 242H251V240H250ZM250 242H247L248 244H252V243H250ZM6 243V242H5ZM8 243V242H7ZM240 243V242H239ZM238 243V244H239ZM241 243H243L244 244V241L243 242H241ZM246 243V242H245ZM51 244H52V242H51ZM238 244H237V246H238ZM243 244L241 245L242 247H243ZM247 244V245H248ZM63 245H64V243H63ZM70 245V244H69ZM84 245V244H83ZM240 245V244H239ZM261 245V244H260ZM65 246V245H64ZM70 246V247H71ZM237 246H236V248H237ZM240 246V247H241ZM249 246V245H248ZM253 246L254 247H256L257 245L255 244H253ZM252 246V247H253ZM9 247V246H8ZM39 247V246H38ZM76 247V249H78ZM82 247H84V246H82ZM86 247V246H85ZM240 247H238V248H240ZM241 247V248H242ZM251 247V246H250ZM253 247V249H255ZM257 247H259V246H257ZM261 247V246H260ZM7 248V245L6 244H4L3 242H0V254L2 253V252H4V251H6L5 249ZM50 248V247H49ZM55 248V247H54ZM61 248V247H60ZM235 248V249H236ZM245 248H246V250L248 249V247H246V245H245ZM39 249V248H38ZM63 249H64V247H63ZM70 249V248H69ZM242 249H244V248H242ZM242 249H240L241 251H242ZM253 249H251V250H253ZM258 249V248H257ZM256 249V250H257ZM34 250V249H33ZM50 250H51V248H50ZM75 250V249H74ZM82 250V249H81ZM237 250V249H236ZM250 250V252H248L249 251V249H248V251H245L246 253H251V252H253V251H251ZM15 251V250H14ZM16 251H15V253H16ZM29 251V250H28ZM34 251H36V250H34ZM56 251V250H55ZM59 251H61V249L59 250ZM66 251H67V255L69 254L68 252H69V250L68 249H66ZM66 251L64 252V250H62V252H64V253H66ZM258 251V250H257ZM259 251H262V250H259ZM258 251V252H259ZM21 252H24L25 254H23L22 255V257H21ZM37 252H38V250H37ZM53 252V251H52ZM72 251H70V253H71ZM76 252V251H75ZM97 252V251H96ZM243 252V251H242ZM241 252V253H242ZM14 253V252H13ZM15 254L16 256L18 255V254ZM61 253V252H60ZM74 253V252H73ZM82 253V252H81ZM86 253V252H85ZM85 253H84V255H85ZM246 253H244V254H246ZM255 253H257V252H254V255H255ZM33 254H36V253H33ZM39 254V255H40ZM54 254H56V253H54ZM77 254V253H76ZM87 254V253H86ZM38 255V256H39ZM57 255H59V252H58V254ZM70 255L71 254H69V257H70ZM89 255V254H88ZM87 255V256H88ZM253 255V254H252ZM252 255L249 257V258H251L252 259ZM47 256V255H46ZM50 256V255H49ZM55 256V255H54ZM65 256V255H64ZM81 256V255H80ZM86 256V257H87ZM258 257H259V262L258 261H256V262H258L257 264H264V252H262L261 254H260V256L259 255H257ZM58 257V256H57ZM73 257V256H72ZM85 257V256H84ZM193 257V256H192ZM211 257V256H210ZM214 257L215 256H212V258L214 259ZM257 257V258H258ZM53 258V257H52ZM62 258V257H61ZM68 258V257H67ZM75 258H77V259H79L78 257H75ZM81 258V257H80ZM245 258V257H244ZM248 258V257H247ZM246 258V259H247ZM248 258V259H249ZM255 258H256V256H255ZM257 258H256V260H257ZM42 259V258H41ZM89 259V258H88ZM92 259V258H91ZM69 260V259H68ZM71 260V259H70ZM87 260V259H86ZM90 260V259H89ZM215 260V259H214ZM250 260V259H249ZM73 261V260H72ZM81 261V260H80ZM123 261H125V260H123ZM193 261H195V259L193 260ZM210 261H213V260H210ZM216 262H218L217 260H215ZM59 262V261H58ZM66 262V261H65ZM69 262V261H68ZM82 263V262H81ZM219 263V262H218ZM255 263V262H254ZM48 264V263H47ZM67 264V263H66ZM84 264H86V262L84 263ZM88 264V263H87ZM252 264V263H251Z\"/></svg>",
  "mask_w": 264,
  "mask_h": 264
}]
</instances>
